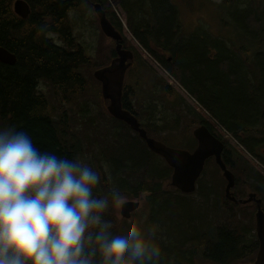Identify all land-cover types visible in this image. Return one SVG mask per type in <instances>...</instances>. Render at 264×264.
Wrapping results in <instances>:
<instances>
[{
    "label": "trees",
    "instance_id": "obj_1",
    "mask_svg": "<svg viewBox=\"0 0 264 264\" xmlns=\"http://www.w3.org/2000/svg\"><path fill=\"white\" fill-rule=\"evenodd\" d=\"M14 1L0 0V46L9 49L17 57L14 65L0 61V124H15L26 129L41 149L52 150L69 157L79 154L80 143L78 141L76 143L74 137H67L69 130L56 124L52 115L45 112L46 100L38 93L37 88L38 83L43 79L53 82L57 89L67 88L65 92L75 93L78 90L82 93L80 91L82 77H85L82 69L90 66L92 55L74 37L68 11L83 8L87 0H26L31 9L27 18H21L14 12ZM91 1L100 2L115 27L118 26L129 35L122 23L120 24L114 10V5L122 6L120 14L125 16L127 26L134 27L135 37L149 50L153 59L157 58L162 62L166 70L179 80L189 94L197 97L209 113L204 116L211 119L217 128L228 130L230 136L234 138L226 142L228 152L231 153L224 157L230 161L232 159L233 163H236V159L245 160L243 167L236 169L237 178L242 169V174L246 173L247 176L252 177L254 185L264 189V170L259 166L262 159L256 156L258 159L254 161L240 146L243 145L240 131H246L256 124L258 129L249 132L247 137L254 139L255 142L264 139V108L262 111L258 103L261 99L264 101V1L226 0V3H234L242 11L240 18L238 16L237 18L241 24L238 26L247 34L245 44L243 41L234 44L231 40L224 38L216 40L208 36L201 37L199 34L178 37L176 21H179V12L171 0L160 2L154 0L157 5L150 6L145 11L149 13L155 9V17L159 19V27L154 28L155 30L135 27L137 15L134 14L135 11L129 12L138 5L149 4L150 0H113V3L110 0ZM79 4L80 6H77ZM240 5L246 7L241 8ZM86 6L92 7L87 3ZM158 8L160 11L156 14ZM151 31L154 34H151ZM48 32L58 33L74 50L69 51L57 44L48 36ZM161 36L165 41L163 50L158 53L150 43L151 41L157 43ZM133 42L137 49L141 50L134 39ZM109 43L105 50L100 51L104 63L109 62L116 55L115 42L112 40ZM128 43L123 42V46L133 49L136 57L138 54L136 48ZM255 44L259 48L256 53L251 52ZM208 45L216 49L211 53L212 57L208 56ZM167 53L172 54V61H166ZM138 57L141 63L134 60L128 70L127 73L133 81L129 82L128 78L125 79L123 96L124 107L137 117H139L138 113L140 116L142 114L135 108L134 102L136 98H142V87L149 84V76L154 70L152 66L162 72L153 61L151 66L140 55ZM169 77L166 75V78ZM91 81L87 78L86 89L87 86H92ZM74 83L78 85L68 88ZM177 84L178 89L183 88L179 83ZM130 88L133 92H130ZM156 92L153 89L149 91L148 96L151 100L148 98V105L154 109L147 108L146 112L152 111L153 117L159 113L158 121H162L167 116L170 123H155L154 128L150 122L143 123L148 133L153 136H157L162 130L172 127L175 123V119L171 116L174 111L170 106L164 105L165 102L162 101L158 89ZM162 105L165 110L161 109L158 112V107H163ZM114 123L117 133H113L111 138L116 141L111 150L112 154L105 159L115 183L127 195H136L140 191L149 193L147 198L156 212L152 213L153 218L156 217V221L167 227L170 239L166 238V242H159L162 248L160 264L204 262L232 264L254 249V244H250L246 237L240 234L238 227H210L208 218L199 211L205 205L197 204L181 193H179L181 195L174 194L170 188H166L165 181L169 179L170 166L162 157L152 152L139 134L126 123L117 119ZM158 129L159 132H156ZM247 140H243V143L251 146ZM201 185L203 187V184ZM102 187L108 186L103 184ZM204 187L206 190L200 194L206 205H210L209 189L207 186ZM172 191L176 190L172 189ZM216 200L220 202V197L217 195ZM179 210L182 211V215ZM215 213L218 216L221 210ZM196 224H199L203 234L198 233ZM203 226L209 230L204 231Z\"/></svg>",
    "mask_w": 264,
    "mask_h": 264
},
{
    "label": "clouds",
    "instance_id": "obj_2",
    "mask_svg": "<svg viewBox=\"0 0 264 264\" xmlns=\"http://www.w3.org/2000/svg\"><path fill=\"white\" fill-rule=\"evenodd\" d=\"M127 201L89 157L41 149L26 129L0 124V264H160L158 239L123 211Z\"/></svg>",
    "mask_w": 264,
    "mask_h": 264
},
{
    "label": "rangeland",
    "instance_id": "obj_3",
    "mask_svg": "<svg viewBox=\"0 0 264 264\" xmlns=\"http://www.w3.org/2000/svg\"><path fill=\"white\" fill-rule=\"evenodd\" d=\"M161 0H159L160 2ZM215 1V2H212ZM191 0L187 4H184L181 2V7L179 11V18L180 22L177 20L176 24H178V37L179 36H188L193 33L191 25V21L199 16L196 19L195 23L200 24L201 26H204L205 33L208 32V37L215 38L216 40L220 38H224L227 40H231L234 44L238 42L243 41L245 44V41L247 40V34L243 32L242 28H240L238 25L240 24V21L238 20L237 16L239 17L241 14V9H239L238 6H236L234 3L229 4L226 3V0ZM224 2V3H223ZM157 5L154 0H150L149 4L145 5H138L136 8H131L130 11H135L134 14L137 15L136 21L134 22L135 27L139 26V29H151L155 28L157 29L159 27V19H156L155 15V9L149 13H146L147 9L150 6ZM264 5V4H263ZM77 6H80L77 5ZM223 6V7H222ZM241 6V5H240ZM118 8H115L114 10L116 13L120 14L121 5L117 6ZM245 5H242L241 8H245ZM120 9V10H119ZM236 10V11H235ZM160 11V8L156 10V14ZM197 13V15H194ZM129 14V13H128ZM122 16L123 21L121 22L126 31L129 33V35L125 34L121 28H118L123 34V42H129L132 47L137 48L133 43V39L135 40L136 44L141 48V51L143 52V55H145L147 58H149L147 55L148 53L146 51H149L147 48H145L139 40L135 37L133 33L134 27L129 28L127 26V21L125 22V16L123 14H120ZM130 16V15H129ZM130 19V17H128ZM240 18V17H239ZM68 19L71 20V25L73 28V34L77 41H79L86 50L92 55V63L90 66L83 68V76L81 84L82 89L80 90L82 93L78 92V90L75 93L68 92L63 93L67 91V88L61 89V91H58L54 85H52L50 82L42 80L39 86V91L43 95L46 96L48 100V110L49 113L53 116L56 124L61 126L63 129L66 128L69 131H67V134L69 138L74 137L77 141L80 143L79 147L81 148V151L79 155L86 156L90 158V163H92L94 166L99 168L102 172L104 168H107L110 172V166L106 162V157L108 155L112 154V148L114 146L115 139L111 138L113 133L117 131V128L115 127L113 118L110 116L107 112V105L108 102L101 98L100 92H101V85L100 83L96 82L93 78V71L99 68V64L104 62V57L101 56V50H105L109 45L111 39L110 37H107L104 32L102 31L100 24L98 22L97 15L93 8L86 6V3L83 4V8H74V10L68 11ZM224 19V21L221 22V20ZM187 24V25H184ZM62 26V24L60 25ZM141 27V28H140ZM157 27V28H156ZM240 29H239V28ZM154 29V30H155ZM153 32L151 31V34ZM103 34V35H102ZM150 34V33H149ZM154 34V33H153ZM212 36H211V35ZM52 36L56 39V41L60 45H66V43L58 38V34L56 33H50L48 32V36ZM244 35V36H243ZM133 37V38H132ZM114 41V40H113ZM152 43H154L152 41ZM159 43V41L157 42ZM258 43V40H257ZM160 44V43H159ZM262 45V43L260 44ZM259 50L258 45L255 44L254 47L251 48V52H257ZM160 53V52H158ZM172 54L167 53L165 55L166 61H169L168 58ZM153 62L160 67L162 70L159 71L156 68H154L151 65V62L149 64L154 69L152 73L149 76V84L142 87L143 95L142 98L138 97L135 99V108L139 110V112L142 114L141 118L144 123L150 122L151 126L154 128L155 123L156 124H169L170 121L168 117L166 116L165 119L162 121H158L157 118L159 117V113L153 117L152 111L146 112L147 108H152L148 105V99L150 97L148 96V93L151 89L155 93H157V89L159 93H161L160 88H165L168 91H173L178 95V99L174 101L172 105H170V108L174 111L176 114V117L179 115H185L189 112L188 109V100L185 99L183 94L181 93V90L187 91L177 80L174 76H172L167 70L166 66L160 62L157 58L153 60ZM165 70V71H164ZM166 75H169V78H166ZM87 78L92 81V86H87ZM128 81L132 82L133 79L128 75ZM135 78V77H133ZM251 78V77H249ZM179 83L183 88L178 89L176 87V84ZM75 85L78 84H72L68 88H72ZM178 85V84H177ZM126 84H124V87ZM77 88V87H76ZM150 88L149 91L147 89ZM86 89V90H85ZM151 100V99H150ZM261 99L258 103L260 104L261 109L264 108V101ZM163 107H158V112H160L161 109H164ZM154 109V108H152ZM165 110V109H164ZM263 111V109H262ZM139 116V115H138ZM152 116V117H151ZM264 120V119H263ZM182 121V129L186 132L190 130V121L187 118H184ZM251 127V129L247 132H253L258 129V126ZM152 128V129H153ZM159 131V129H158ZM264 131V128H263ZM117 133V132H116ZM178 134L180 137L187 138L186 133H171L170 131L162 130L156 137L160 138L162 136H165L168 140H172L173 136ZM243 133L240 132V135ZM247 134H245L243 137L248 139L249 141L253 143H258L257 146L259 147V143H261V146L264 147V139L258 142H255L254 139L248 138ZM236 141H238L236 139ZM239 142V141H238ZM172 144V143H171ZM190 144L185 142V146H179L183 148H189ZM257 152L258 148H255ZM249 152V151H248ZM250 156L254 161H256L258 158L256 157L254 152H250ZM259 162V161H258ZM237 167H243L240 163V160H238ZM242 171V169H241ZM206 173L208 175L204 176V180L202 184L204 186L210 187L211 181L218 186L223 187V179L221 176V173L218 169H214V166L207 169ZM239 173L238 177L240 178ZM237 177V175H236ZM213 192L218 193L211 189ZM148 193V192H147ZM149 194V193H148ZM231 208V205L229 206ZM146 208V210H144ZM195 208V207H194ZM227 209V208H226ZM143 211H140L136 214V216L142 220L143 226L145 228H149L152 230V227H155V224L151 217L149 216V211L151 213H156L152 207V204L146 199V204L143 206ZM182 210V209H180ZM178 211L182 215V211ZM227 218L221 219V223H228L229 218L232 216V214L236 211V209H227ZM200 211V210H199ZM201 212V211H200ZM178 213V214H179ZM237 213V212H235ZM231 215V216H229ZM201 216V215H200ZM203 216V215H202ZM201 216V217H202ZM192 219L194 218L192 215L190 216ZM217 219L222 217V214L220 213L218 216L216 215ZM198 218V217H197ZM208 223H209V219ZM157 224H162L159 221H156ZM146 223V224H145ZM148 223L150 225H148ZM247 225L251 226L252 223L248 222ZM197 230H199L198 233L203 234V232L200 229L199 224H196ZM241 226H244L245 223L242 221L240 223ZM152 226V227H151ZM211 227V225H210ZM204 231L209 230V228L206 230V227H202ZM160 230V229H158ZM178 233L180 234L181 231L178 228ZM167 236L164 234H160L158 236V242H165ZM203 256V254H202ZM202 264H214L213 262H205Z\"/></svg>",
    "mask_w": 264,
    "mask_h": 264
},
{
    "label": "water",
    "instance_id": "obj_4",
    "mask_svg": "<svg viewBox=\"0 0 264 264\" xmlns=\"http://www.w3.org/2000/svg\"><path fill=\"white\" fill-rule=\"evenodd\" d=\"M15 11L18 14L23 13L27 7L24 0H16L14 4ZM95 11L99 17L102 30L110 37L116 40L115 51L117 57L114 58L109 65L95 70L94 76L102 83L103 98L110 101L108 111L116 118L127 122L134 130L138 131L147 144L153 150L163 154L167 160L175 167L172 177V184L176 185L184 192H191L195 189V182L200 175L206 157L215 155L217 162L224 170V176L228 179L227 195L230 196V189L234 185V176L227 169L221 159L222 143L215 138L207 129H197L196 136L199 138L200 144L194 153L184 150L172 149L163 143L149 137L147 130L140 126L137 117L130 110L123 108L122 93L125 74L130 66L129 59L133 58L130 50L123 48L122 36L115 25L107 17L105 9L100 3L94 4ZM0 61L13 64L12 57L6 54H0ZM234 198V197H231ZM139 206L137 201H127L123 206V211L127 214ZM257 226L261 238V249L258 255L259 264L264 263V212L259 210L257 213Z\"/></svg>",
    "mask_w": 264,
    "mask_h": 264
},
{
    "label": "flooded vegetation",
    "instance_id": "obj_5",
    "mask_svg": "<svg viewBox=\"0 0 264 264\" xmlns=\"http://www.w3.org/2000/svg\"><path fill=\"white\" fill-rule=\"evenodd\" d=\"M172 2H174V1H176L177 3H181V2H190L191 0H171ZM29 17V16H28ZM119 30V29H118ZM192 31H193V33L192 34H190V35H197V34H199L201 37L202 36H208L207 34H208V32H206L205 33V30L203 29V28H192ZM122 33V32H121ZM123 35V34H122ZM190 35H188V36H186V37H189ZM164 41H165V38L163 37V36H161V39L159 40V43H152V41H151V45H152V47H153V49H155V50H157V52H160L161 51V49L163 48V43H164ZM115 42V41H114ZM163 50V49H162ZM207 50H209V54H208V56L209 57H212V55H211V53L212 52H214L216 49L215 48H213V47H211L210 45H208V48H207ZM172 59H173V57H172V55L168 58V60L169 61H172ZM185 94H184V93ZM182 94H183V96L185 97V99H187L188 100V102L193 98V100H194V103H192V104H190V105H188V109H189V116L191 117V119H192V122H194V123H196V124H198V125H200V126H202V125H206V126H208V127H210V129L212 130V129H214V130H218V128H217V126L213 123V121L211 120V119H209L208 117H206V116H204V113H203V110H202V108H204V106L199 102V100L197 99V97L195 96H191L190 94H189V92L188 91H184V90H182V92H181ZM170 97L172 98V100H174V101H176L177 99H178V95L176 94V93H174L173 91H171L170 92ZM197 100V101H196ZM198 102V103H197ZM205 109V108H204ZM264 117V116H263ZM264 119V118H263ZM256 125H258V124H256ZM251 127H256L255 125L254 126H251ZM251 127H249V128H247L246 129V131L245 130H242V131H240V132H242L243 134L242 135H240L241 136V142H242V144L243 145H241L240 144V146L243 148V149H245L244 151L245 152H247L248 154H250V152L252 153V152H254L255 153V155L257 156V157H260L261 159H262V162H260L259 163V166L264 170V158L261 156V154H260V152H257L256 150H255V148H259V149H264V147L263 146H261V143H259V147L257 146V144L256 143H253L252 144V142L251 141H249V140H247V143L249 144V145H251V146H246V144H244L243 143V140H246V138H244L243 136L245 135V134H247V132L251 129ZM223 143H224V149H223V152H222V155H223V157H224V155H228V154H230L229 152H228V147H227V141L226 140H223L222 141ZM245 147H247V149L245 148ZM251 148V149H250ZM249 151V152H248ZM264 156V155H263ZM240 160V163H241V165H243V162L245 161V160H241V159H239ZM231 162H233L232 161V159H231ZM234 165H238V160L236 159V163H233ZM236 165V166H237ZM242 172V171H241ZM239 174V173H238ZM251 178L252 177H249V176H247L246 175V173H243L242 175H240V178L238 177H236L235 176V181H236V183H241L242 181H244V180H246V181H248V182H250L254 187H255V191H256V193H257V196L258 197H264V189H261V188H259L258 186H256V185H254L253 184V182H252V180H251ZM234 193H235V195L237 196V197H240V198H246V197H248L249 196V193L250 192H245V191H243V192H239V191H234ZM261 195V196H260ZM256 206L257 207V203H256V201L255 200H253V201H250V202H248V203H246V204H242V205H240V206H243V212L245 213V214H247L248 212H251L252 210H253V207L252 206ZM251 207V208H249V207ZM258 251H259V247L257 248V249H253L250 253L252 254V255H254V256H244V257H242L241 258V263H253L255 260H256V258H257V254H258ZM264 264V263H263Z\"/></svg>",
    "mask_w": 264,
    "mask_h": 264
},
{
    "label": "bare ground",
    "instance_id": "obj_6",
    "mask_svg": "<svg viewBox=\"0 0 264 264\" xmlns=\"http://www.w3.org/2000/svg\"><path fill=\"white\" fill-rule=\"evenodd\" d=\"M25 1V5H26V7H27V9L23 12V13H21V14H18L16 11H15V8H14V4H15V2H16V0L14 1V3H13V10H14V12L18 15V16H20L21 18H27L29 15H30V12H31V9H30V5H29V3L26 1V0H24ZM236 11V10H235ZM102 29V28H101ZM115 29L116 30H118L116 27H115ZM103 31V30H102ZM119 31V33L121 34V36H122V39H121V41H122V44H123V35H122V33H121V31L120 30H118ZM104 32V31H103ZM104 34L107 36V37H110V36H108L105 32H104ZM111 39H113L114 41H115V44H116V40L114 39V38H112V37H110ZM0 54H6V55H8V56H10V57H12L13 58V60H14V62H13V64H10V65H14L15 63H16V61H17V57H16V54L15 53H13V52H11L9 49H7V48H5V47H3V46H0ZM250 55V54H249ZM2 62V61H1ZM3 63H5V62H3ZM6 64H9V63H6ZM99 69V68H98ZM97 70V69H96ZM248 70V69H247ZM165 71V70H164ZM251 71H252V69H251ZM250 71V72H251ZM95 72V70L93 71V73ZM253 75V74H252ZM252 78H254V77H252ZM40 80V79H39ZM43 80V79H42ZM125 84V83H124ZM124 84H123V86H124ZM131 112V111H130ZM132 113V112H131ZM133 114V113H132ZM135 115V114H134ZM136 116V115H135ZM137 117V116H136ZM138 118V117H137ZM223 149H224V143L222 142V145H221V153L223 152Z\"/></svg>",
    "mask_w": 264,
    "mask_h": 264
}]
</instances>
